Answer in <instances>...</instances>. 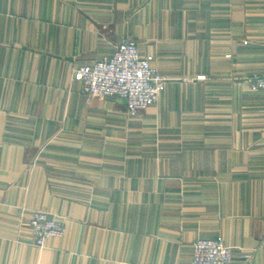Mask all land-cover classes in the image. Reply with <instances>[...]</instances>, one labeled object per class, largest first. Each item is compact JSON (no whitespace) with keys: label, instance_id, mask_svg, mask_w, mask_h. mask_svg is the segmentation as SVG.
<instances>
[{"label":"crops","instance_id":"crops-1","mask_svg":"<svg viewBox=\"0 0 264 264\" xmlns=\"http://www.w3.org/2000/svg\"><path fill=\"white\" fill-rule=\"evenodd\" d=\"M122 39L165 80L137 115L72 77ZM263 70L264 0H0V264H264Z\"/></svg>","mask_w":264,"mask_h":264},{"label":"built area","instance_id":"built-area-1","mask_svg":"<svg viewBox=\"0 0 264 264\" xmlns=\"http://www.w3.org/2000/svg\"><path fill=\"white\" fill-rule=\"evenodd\" d=\"M72 77L81 83L87 99L121 100L129 115L140 114L154 105L165 84L150 61L141 58L135 42L127 39L120 41L110 58L73 68ZM242 81L253 91H264V70L245 76ZM28 228L33 245L42 249L49 240L64 235L65 221L34 211ZM250 259V255L243 254L234 260L231 248L221 237L192 244L191 264H249Z\"/></svg>","mask_w":264,"mask_h":264}]
</instances>
